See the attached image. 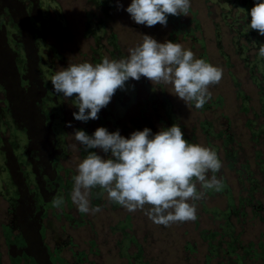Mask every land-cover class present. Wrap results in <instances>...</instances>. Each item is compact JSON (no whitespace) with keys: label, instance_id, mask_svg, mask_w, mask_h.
<instances>
[{"label":"rangeland","instance_id":"1","mask_svg":"<svg viewBox=\"0 0 264 264\" xmlns=\"http://www.w3.org/2000/svg\"><path fill=\"white\" fill-rule=\"evenodd\" d=\"M126 8L131 0H120ZM254 0H191L167 27L135 24L115 0H0V264H264V37L248 29ZM243 9L244 11H241ZM143 34L171 40L222 69L200 109L146 78L117 90L98 120H74L50 77L73 63L119 59ZM72 127H66L67 122ZM180 125L214 148L223 188L196 201V219L154 223L96 195L81 214L69 193L86 153L74 129L128 137ZM65 198L56 209L52 200ZM147 207V206H146Z\"/></svg>","mask_w":264,"mask_h":264},{"label":"clouds","instance_id":"2","mask_svg":"<svg viewBox=\"0 0 264 264\" xmlns=\"http://www.w3.org/2000/svg\"><path fill=\"white\" fill-rule=\"evenodd\" d=\"M115 7L137 25L167 27L169 16L189 15L191 0H131L126 8L115 0ZM247 15L248 29L264 37V0H254ZM142 36V42L128 49L125 57L68 64L51 75V91L77 109L72 113L74 120H98L118 89L124 90L127 82L142 77L152 84L171 85L175 97L191 102L196 109L211 99L210 86L220 82L221 68L196 58L191 49L179 43ZM253 44L258 57L264 59V43L258 47ZM66 127L72 123L67 122ZM70 135L75 141L72 147L86 153L76 166L69 193L81 214L101 211L99 205H92L93 190L99 189L96 195L106 193L109 202L129 212L141 210L154 223L168 226L195 220V202L207 192L223 188V179L217 175L223 167L217 151L189 142L176 123L155 133L145 127L128 137L119 129L109 131L103 126L92 134L74 129ZM51 203L60 209L65 198L58 196Z\"/></svg>","mask_w":264,"mask_h":264}]
</instances>
